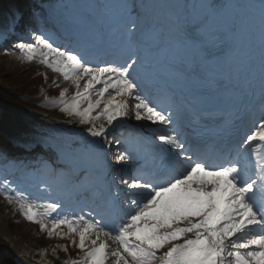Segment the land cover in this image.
I'll return each instance as SVG.
<instances>
[{
    "label": "snow or ice",
    "instance_id": "1",
    "mask_svg": "<svg viewBox=\"0 0 264 264\" xmlns=\"http://www.w3.org/2000/svg\"><path fill=\"white\" fill-rule=\"evenodd\" d=\"M257 5L264 113V0L255 4L177 0L168 5L163 30L157 17H148L143 2L90 4L87 21L103 10L108 20L105 30H80L83 21L77 20L76 39L67 46L36 31L29 34L31 42L15 43L23 60L38 61L71 82L75 92L69 97L65 88L50 103L88 125V135L103 142L94 141L93 148L110 146V133L124 127L129 118L157 126L152 134L159 162L139 163L119 182L125 188L123 198L117 199L119 191L109 199L101 197L90 212L70 214L62 202L40 203L14 189L7 178L0 179V195L8 204H15L48 238L66 240L80 250L79 257L60 264H264V115L253 121L250 133L235 146L190 134L188 113L200 117L190 102L178 100L175 93L161 102L149 79L148 59L158 40L174 46L179 67L185 61L195 62L192 53L210 62L211 49L225 42L234 46L237 55L213 70L229 78L238 72L256 24L251 14L241 10ZM17 23L14 17L0 39L14 34ZM112 140L121 144L115 136ZM138 155L134 146L128 147L108 163L137 160ZM44 188L50 190L47 184ZM117 206L122 214L109 215ZM69 243L43 248L40 255L50 253L59 259L58 251L68 252Z\"/></svg>",
    "mask_w": 264,
    "mask_h": 264
},
{
    "label": "bare ground",
    "instance_id": "2",
    "mask_svg": "<svg viewBox=\"0 0 264 264\" xmlns=\"http://www.w3.org/2000/svg\"><path fill=\"white\" fill-rule=\"evenodd\" d=\"M176 2L177 0H147L146 5L148 7L146 8V14L150 12L153 13L154 10H158L161 11L163 15H166L168 11H165L164 9L160 10L162 9L161 6H163V3L171 5ZM179 2L181 3V0H179ZM240 2L255 4L256 0H240ZM77 10L81 11L79 15L85 14V10L81 7H78ZM241 11H253V13H255L259 11V8L257 5L255 8L243 9ZM46 15L49 16V20L50 17L53 16L56 18L55 14L52 15L51 12L49 13L48 11L47 14L43 13V16ZM94 15L95 19L92 22H88L86 19L81 23L87 26V29L89 30H105L108 26V20L103 10H97ZM154 16L161 17V13L154 14ZM70 19H72V16H70ZM6 110L7 109H5V107L0 105V146H3V144L5 145L3 148L5 150H0V154L16 149L14 146L17 143L33 144L35 146L34 149H32L33 151H36L35 149L37 146L48 145L57 150L60 149L72 152L80 159H83L84 164L89 170L93 168L104 169V167H112L113 169L118 168L119 165L108 163L110 159L106 155L108 152L107 146L103 150L92 149L94 141L97 145L103 142L96 138L90 137L86 131L87 128H84V126L81 124L78 125L70 120L66 121L61 118H57L54 121L51 119H44L42 121L33 122L27 118L23 119L22 117H18L16 115L10 116ZM144 122L140 121V123H134V119L129 118L125 122L124 127L118 126L110 134L112 135L113 133H116L119 136L121 139V149L123 151L125 148L134 146L140 153V150L145 145H147V143H153L154 137L151 132L156 129L154 126H149L151 128H148L147 124L145 125ZM19 125L20 127L24 128V130L19 131ZM32 150L30 151L31 154L33 152ZM45 153L50 154V152ZM49 154L48 157L53 158L51 154ZM3 155L5 156L6 154ZM19 170L21 171V166L16 167V171ZM85 175L87 176L79 182V189L81 190H86L87 188L89 190V184L92 181H99L89 171H87ZM37 181V179H31L30 183L34 187V185L38 184ZM69 185H71V183L67 185L66 189L70 188ZM75 187V184L71 186V191L72 189H75ZM39 193L47 194L49 196L52 195V202L60 201L66 205V201H69V199L58 198L57 193L51 189L47 191L41 190ZM90 196L92 198V202L94 203L93 205L97 206L99 203V200L97 199L98 195L96 193H91ZM71 206L72 208L75 207L74 202L71 204ZM72 208L69 210L71 211ZM13 221L14 218H12L10 214V208L0 207V263L48 264V261H52V264H60L61 261L75 259L81 255L80 250L73 249L68 241L59 240L57 238L49 239L48 237H45L43 231H41L39 226L34 223L29 224V226L23 231H17L13 227ZM108 242L115 246L112 240L109 239ZM57 243H69V251H58L57 256L59 259L53 258L50 253L47 257L40 255L41 249H50Z\"/></svg>",
    "mask_w": 264,
    "mask_h": 264
},
{
    "label": "rangeland",
    "instance_id": "3",
    "mask_svg": "<svg viewBox=\"0 0 264 264\" xmlns=\"http://www.w3.org/2000/svg\"><path fill=\"white\" fill-rule=\"evenodd\" d=\"M71 1H72V3H68L71 6H69V5L65 6L66 5L65 3L68 2L66 0H61V1L55 0V5L59 6V11H60L61 16L62 15L64 16L65 13L66 14L68 13V14L72 15L74 20L79 18L78 14H79V12H81V11L76 10V6H79L81 8L83 7L85 12H87V14L90 15L91 11L88 9V7H87L88 5H90V4H101V5L113 4V2H114L113 0H79V1L71 0ZM52 2H54V1L52 0ZM116 2H117V0H116ZM130 2H133V3L143 2L145 4L147 2V0H130ZM25 10L28 11L29 17L33 16L31 11L29 12V10H27V9H25ZM35 19H38L37 22H39L40 18L38 16ZM38 25H40V24H38ZM1 27L2 26L0 25V32H2V30H3ZM22 28L23 29H21L22 30L21 32H23V34L24 33L27 34L24 36V38L26 40L23 39L25 42H31V40L29 39V34H30V32H33V31H36L38 33H48L55 39V41L57 40V38H56L57 30L54 27H53V30H50L49 32H46V30H43L41 25H40V29H39V27H36V29L29 30V28H27V26L25 28L24 27H22ZM37 28L39 29V31L37 30ZM26 36H27V38H26ZM14 41H15V39L11 40L9 43L7 42V44L4 45L3 48H0V86L2 87V90H3V95H1V97H0V105H2L3 107H5V109H7L6 111L10 114V116L16 115L18 117H22L23 119L27 118L33 122L42 121L44 119H51L54 121L57 118H61V119L66 120V121L70 120V121L80 125L81 123L79 122L78 118L69 116L67 113L62 111L60 106L52 105L50 103V99L51 98H58L60 95V92L64 89V88L60 87L63 84L60 77H56L55 79H52L51 76H49V72H47V69L41 70L37 73L34 72L33 74H31V76H28L29 72H27V71L29 69L19 67L18 64H16V62H14V61H12V59L8 58L9 53L19 52L14 47V45H15V43H13ZM10 46H12L13 48H11ZM45 74H46L47 78H45ZM33 76H34V79H32ZM11 77L15 78V81H12V80L9 81ZM3 78L7 79V81H4ZM54 83L58 84V87L54 86ZM97 87H99V86H97ZM67 89L69 90L67 95L70 97L73 94L74 90H71L70 88H67ZM16 98L21 103H23V105L16 103L15 102ZM135 122L140 123V121H136L134 119V123ZM144 124L145 125L147 124L148 128H151L149 126H156V125L148 123L147 121L144 122ZM81 125L84 126V128L88 127V125H85V124H81ZM18 127L20 129L19 131L24 130V128L20 127V125ZM113 136H115L117 139H119V136L116 133L109 135V140L111 141V144H110V146H107L108 147L107 156L111 160L114 159V156L116 153L123 151L121 149V144L117 145L112 140ZM35 150L36 151L35 152L33 151L32 154H30V153L28 154L26 151L19 150L24 154H28V158L24 161L22 160L21 162H18L19 160H21V158L19 156H17V155L13 156V158L15 159V162H18L17 164H20L19 166H21V173H24L30 179L32 177L36 178V176H38L39 174L42 175V173H39L40 169L45 170L47 172H50L52 175L55 173L56 175L60 176L59 179H55L54 176H52V175H49L45 179L41 178L42 183H43V181H46V182H44L42 184V186H40L38 189H36V192H38L40 190H45V188H44L45 184L48 185L49 189L59 190L60 187H63L67 176L65 174H63V171H61V170L58 171V173L53 171L54 170V165H53L54 163H53L52 158L48 157V155L46 153H44L40 149L39 146H37ZM15 162H13V163H15ZM127 162H122V163H120V165H124V164L126 165ZM4 163H7V162H0V179L7 178L8 180L13 182L14 178H8L7 177L8 176L7 170L2 171L3 167L8 166V165H4ZM79 186H80V184L77 185V187H76L77 189L76 188L72 189L73 190L72 192L78 195V193H79L78 187ZM12 187L14 189L20 190L13 183H12ZM20 191H22V190H20ZM28 195H30V194H28ZM30 197L32 199L37 200L40 203H45V201H43L40 198L38 199L36 196L30 195ZM0 207H9L10 208V214H11L12 218H14L13 227L17 231H23L29 226V224L33 223V222H28V224H26V225H24L25 224L24 223L23 224L24 226L19 228L20 224L18 222L20 220H18V217H20V218H22V217L25 218V217L19 212V210L15 204H12V205L8 204V202L5 200L3 195H0ZM43 233H44V236L47 237L46 232H43ZM41 239H43V238H41ZM49 239H51V238H49ZM72 248L75 250H79L75 247H72Z\"/></svg>",
    "mask_w": 264,
    "mask_h": 264
},
{
    "label": "trees",
    "instance_id": "4",
    "mask_svg": "<svg viewBox=\"0 0 264 264\" xmlns=\"http://www.w3.org/2000/svg\"><path fill=\"white\" fill-rule=\"evenodd\" d=\"M12 4H13V0H0V12H4L6 10V8H8V7L13 9ZM3 22L5 23V21H3ZM8 55H9L8 58L12 59V61L16 62V64H18L19 67L29 69L27 71V72H29L28 76H31V74H33L34 72L37 73L41 70L47 69V72H49V76H51L52 79H55L56 77H60L61 81L63 82V84L60 86L61 88H64V89L70 88L71 90H74L73 93L75 92V88L72 86L70 81L63 80V78L61 76H59V74L52 72L46 66L41 65L38 61L27 62V61L23 60L22 59L23 54L21 52L20 53L19 52H11ZM3 79H4V81H7V79H5V78H3ZM32 79H34V76ZM11 80L15 81V78L11 77L9 81H11ZM1 95H3V90H2V87L0 86V97H1ZM16 100H15L16 103L23 105V103H21L17 98H16ZM18 220H20L18 222L20 224L19 228H21L22 226H24V225L28 224V222H30L26 218H23V217L22 218L18 217Z\"/></svg>",
    "mask_w": 264,
    "mask_h": 264
}]
</instances>
